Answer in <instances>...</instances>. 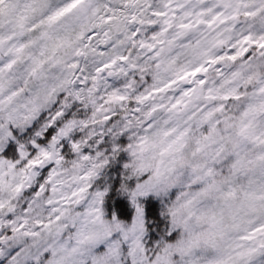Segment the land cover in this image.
<instances>
[{
	"label": "snow or ice",
	"instance_id": "snow-or-ice-1",
	"mask_svg": "<svg viewBox=\"0 0 264 264\" xmlns=\"http://www.w3.org/2000/svg\"><path fill=\"white\" fill-rule=\"evenodd\" d=\"M0 264H264V0H0Z\"/></svg>",
	"mask_w": 264,
	"mask_h": 264
}]
</instances>
